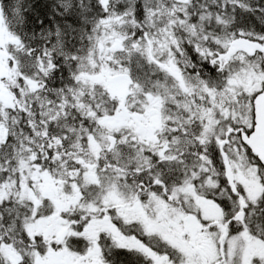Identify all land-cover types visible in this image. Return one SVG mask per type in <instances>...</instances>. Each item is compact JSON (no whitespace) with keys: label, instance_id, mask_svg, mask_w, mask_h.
I'll use <instances>...</instances> for the list:
<instances>
[{"label":"snow or ice","instance_id":"6c2138e0","mask_svg":"<svg viewBox=\"0 0 264 264\" xmlns=\"http://www.w3.org/2000/svg\"><path fill=\"white\" fill-rule=\"evenodd\" d=\"M0 264H264V0H0Z\"/></svg>","mask_w":264,"mask_h":264}]
</instances>
